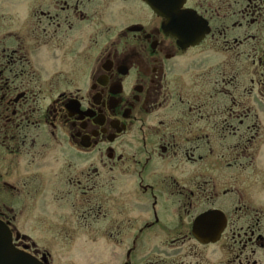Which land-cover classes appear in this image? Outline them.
Returning a JSON list of instances; mask_svg holds the SVG:
<instances>
[{"label": "flooded vegetation", "instance_id": "obj_1", "mask_svg": "<svg viewBox=\"0 0 264 264\" xmlns=\"http://www.w3.org/2000/svg\"><path fill=\"white\" fill-rule=\"evenodd\" d=\"M0 223L31 264H264V0H0Z\"/></svg>", "mask_w": 264, "mask_h": 264}, {"label": "rangeland", "instance_id": "obj_2", "mask_svg": "<svg viewBox=\"0 0 264 264\" xmlns=\"http://www.w3.org/2000/svg\"><path fill=\"white\" fill-rule=\"evenodd\" d=\"M115 175L109 174L106 179L105 188L100 193L96 195L106 196L108 200L107 210L113 212L112 219L104 220L100 224H92V231L100 233L104 230V227L107 230L113 232L115 220V205L117 199V187L115 182ZM95 196V195H93ZM99 197V196H98ZM98 200V198H97ZM56 215L62 216V222L68 221L71 222L73 218H70L71 213L67 209H57ZM46 213L44 212L43 215ZM48 216V214L46 215ZM45 217V216H44ZM59 221V220H58ZM61 222V223H62ZM49 236V235H47ZM45 236L43 239L36 240L39 243V246L48 251L52 256V264H116L115 261V244L114 240H109L107 238H101L97 236L95 239H86V238H75V239H62L55 240L54 238Z\"/></svg>", "mask_w": 264, "mask_h": 264}, {"label": "water", "instance_id": "obj_3", "mask_svg": "<svg viewBox=\"0 0 264 264\" xmlns=\"http://www.w3.org/2000/svg\"><path fill=\"white\" fill-rule=\"evenodd\" d=\"M8 235V229L0 223V248L5 249V251L0 252V258H5V263L3 262L1 264H31L29 261L24 260L23 258L15 260L17 255L15 252H13L14 250L10 251V249H13V246L11 245V240ZM8 258L11 260L8 261Z\"/></svg>", "mask_w": 264, "mask_h": 264}]
</instances>
